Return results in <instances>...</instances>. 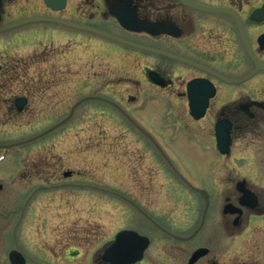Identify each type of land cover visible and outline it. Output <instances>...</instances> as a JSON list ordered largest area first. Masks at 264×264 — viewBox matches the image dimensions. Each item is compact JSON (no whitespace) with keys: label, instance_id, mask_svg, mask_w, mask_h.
<instances>
[{"label":"flooded vegetation","instance_id":"af4514ba","mask_svg":"<svg viewBox=\"0 0 264 264\" xmlns=\"http://www.w3.org/2000/svg\"><path fill=\"white\" fill-rule=\"evenodd\" d=\"M0 264H264V0H0Z\"/></svg>","mask_w":264,"mask_h":264},{"label":"rangeland","instance_id":"374dc122","mask_svg":"<svg viewBox=\"0 0 264 264\" xmlns=\"http://www.w3.org/2000/svg\"><path fill=\"white\" fill-rule=\"evenodd\" d=\"M48 124V123H47ZM43 124V126H39L33 133L35 132H39L41 130H44L45 128H47L48 126H50V124ZM52 135V134H51ZM46 139V138H45Z\"/></svg>","mask_w":264,"mask_h":264}]
</instances>
